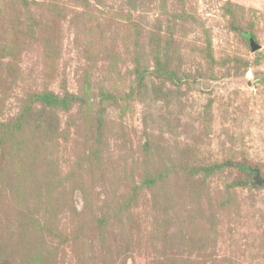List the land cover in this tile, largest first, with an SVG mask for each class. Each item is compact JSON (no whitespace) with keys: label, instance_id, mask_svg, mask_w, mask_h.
<instances>
[{"label":"rangeland","instance_id":"374dc122","mask_svg":"<svg viewBox=\"0 0 264 264\" xmlns=\"http://www.w3.org/2000/svg\"><path fill=\"white\" fill-rule=\"evenodd\" d=\"M0 264H264V0H0Z\"/></svg>","mask_w":264,"mask_h":264},{"label":"water","instance_id":"95a60500","mask_svg":"<svg viewBox=\"0 0 264 264\" xmlns=\"http://www.w3.org/2000/svg\"><path fill=\"white\" fill-rule=\"evenodd\" d=\"M252 46L254 49L259 48V45L254 40H252Z\"/></svg>","mask_w":264,"mask_h":264}]
</instances>
